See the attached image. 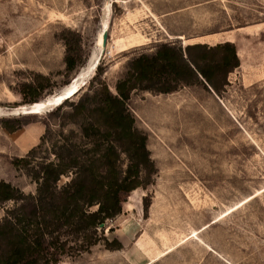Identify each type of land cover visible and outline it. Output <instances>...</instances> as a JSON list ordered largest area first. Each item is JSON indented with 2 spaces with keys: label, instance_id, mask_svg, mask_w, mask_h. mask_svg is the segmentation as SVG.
Listing matches in <instances>:
<instances>
[{
  "label": "rangeland",
  "instance_id": "374dc122",
  "mask_svg": "<svg viewBox=\"0 0 264 264\" xmlns=\"http://www.w3.org/2000/svg\"><path fill=\"white\" fill-rule=\"evenodd\" d=\"M104 25L107 48L64 109L96 83L100 64L114 88L130 58L162 42L229 40L241 64L220 94L203 85L132 94L130 110L148 135L152 183L127 197L115 231L106 232L120 249L100 244L59 264H264V0H0V119L18 116L19 87L35 73L51 79L41 100L64 90ZM68 29L83 55L72 73ZM48 116L36 113L15 132L0 124V181L36 193L35 180L13 160L40 142ZM10 205H0V218Z\"/></svg>",
  "mask_w": 264,
  "mask_h": 264
},
{
  "label": "trees",
  "instance_id": "16d2710c",
  "mask_svg": "<svg viewBox=\"0 0 264 264\" xmlns=\"http://www.w3.org/2000/svg\"><path fill=\"white\" fill-rule=\"evenodd\" d=\"M72 34L68 29L63 37L66 73L83 63ZM240 64L237 47L229 40L159 43L154 52L130 58L114 88L102 78L100 64L96 83L70 101V109H64L69 98L53 107L42 120L45 132L40 142L13 160L35 180L36 193L0 181V205L12 202L0 218V264H59L100 244L120 249L118 237L110 238L106 232L115 231L127 197L152 183L154 168L148 135L137 127L130 110L132 94L140 90L168 94L193 85L220 94ZM50 82L47 75L35 73L20 85L24 101L16 106L45 100L48 96L41 97L52 87ZM27 115L18 113L0 119V124L15 132L34 122L35 114ZM54 119L58 121L53 123ZM64 176L70 179L59 185Z\"/></svg>",
  "mask_w": 264,
  "mask_h": 264
},
{
  "label": "bare ground",
  "instance_id": "6f19581e",
  "mask_svg": "<svg viewBox=\"0 0 264 264\" xmlns=\"http://www.w3.org/2000/svg\"><path fill=\"white\" fill-rule=\"evenodd\" d=\"M105 29H107L106 25L103 26V28L99 34L98 40L96 41L97 45L95 46V48H93V53L91 54V59L89 61H87L86 65L80 69L79 74H78V76L75 77L74 81L70 85L63 87L64 90L60 91V93L58 95L51 97L50 99L48 98V100H43L39 103H35L32 107L35 110V112L33 113V111H32L30 113H33V114L44 113L47 111V108L50 107V105H52L54 107V105H58L60 103V101L64 100L66 97H68L67 94L70 93L69 94V97H70V96H73L78 91L77 89L81 83V80L87 78L88 75L94 73V71L96 70V67H97L98 62H99L98 59H99L101 49H102V34H103V31ZM21 107L18 106L15 108L21 109ZM23 108H25V107H23ZM15 111L17 113H20L19 110H15ZM13 114H16V113H13Z\"/></svg>",
  "mask_w": 264,
  "mask_h": 264
},
{
  "label": "water",
  "instance_id": "95a60500",
  "mask_svg": "<svg viewBox=\"0 0 264 264\" xmlns=\"http://www.w3.org/2000/svg\"><path fill=\"white\" fill-rule=\"evenodd\" d=\"M108 36H109V33H108V29H105L104 31H103V34H102V49H101V53L100 54H102V53H104V51L106 50V48H107V42H108ZM93 53V52H92ZM91 59V56H90V58H89V60ZM88 60V61H89ZM70 94V93H69ZM69 94H67V96L68 97H66L64 100H66V99H68V98H70L69 97ZM47 97V96H46ZM45 97V98H46ZM44 98V99H45ZM60 102H63V100L62 101H60ZM35 104V103H34ZM33 103H30V104H25L24 105V107L25 108H23V107H21V109L20 108H14V111L15 110H19L20 111V114H30V112H32V110H33V105H34ZM23 106V105H22ZM53 109V106L52 105H50V107H48L47 108V111H50V110H52Z\"/></svg>",
  "mask_w": 264,
  "mask_h": 264
}]
</instances>
